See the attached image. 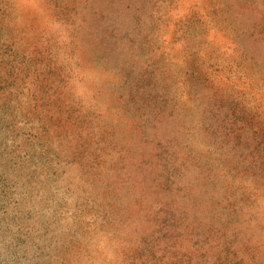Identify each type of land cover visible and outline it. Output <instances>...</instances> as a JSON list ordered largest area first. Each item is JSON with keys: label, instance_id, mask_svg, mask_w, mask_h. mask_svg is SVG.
<instances>
[{"label": "rangeland", "instance_id": "obj_1", "mask_svg": "<svg viewBox=\"0 0 264 264\" xmlns=\"http://www.w3.org/2000/svg\"><path fill=\"white\" fill-rule=\"evenodd\" d=\"M0 264H264V0H0Z\"/></svg>", "mask_w": 264, "mask_h": 264}]
</instances>
